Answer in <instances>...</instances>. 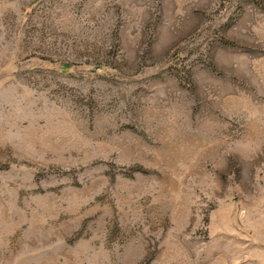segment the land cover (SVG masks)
Returning a JSON list of instances; mask_svg holds the SVG:
<instances>
[{
  "label": "rangeland",
  "instance_id": "rangeland-1",
  "mask_svg": "<svg viewBox=\"0 0 264 264\" xmlns=\"http://www.w3.org/2000/svg\"><path fill=\"white\" fill-rule=\"evenodd\" d=\"M0 264H264V0H0Z\"/></svg>",
  "mask_w": 264,
  "mask_h": 264
}]
</instances>
